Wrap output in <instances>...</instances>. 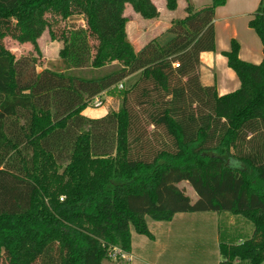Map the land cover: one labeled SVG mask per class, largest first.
I'll return each instance as SVG.
<instances>
[{
    "label": "trees",
    "instance_id": "obj_1",
    "mask_svg": "<svg viewBox=\"0 0 264 264\" xmlns=\"http://www.w3.org/2000/svg\"><path fill=\"white\" fill-rule=\"evenodd\" d=\"M225 2L188 4L166 43L134 51L125 5L155 18L151 0H0V264H108L113 248L130 253L131 229L153 239L146 216L207 211L253 227L220 241L219 264H262L264 0L249 21L263 58L242 60L232 40L222 54L239 87L219 95L198 68L215 50L214 10ZM45 30L62 42L61 71L44 66ZM7 37L32 50L16 53ZM115 90V110L83 113Z\"/></svg>",
    "mask_w": 264,
    "mask_h": 264
},
{
    "label": "rangeland",
    "instance_id": "obj_2",
    "mask_svg": "<svg viewBox=\"0 0 264 264\" xmlns=\"http://www.w3.org/2000/svg\"><path fill=\"white\" fill-rule=\"evenodd\" d=\"M77 18L74 19L77 20ZM37 41L44 66L55 71H61L64 68V63L58 58V51L62 42L51 40L47 30L42 33ZM4 42L7 48L18 54H25L32 50V45L29 42L19 43L10 37H7ZM121 88L118 86V89ZM119 103L120 94L118 90L110 92L102 98L97 97L88 106L87 116H101L103 112L115 110ZM178 186L184 190L186 195H194L193 189L187 182L182 181ZM177 214L182 217H176L172 223L153 220L150 216L145 217L148 230L155 236L153 239L143 234H136L131 229L134 236L133 245L136 257L130 263L133 261L132 264H218V261L221 260L218 245L220 241H223L224 236L234 239L242 238L246 233L244 227L248 224L251 225L244 217H235V215L227 213L216 214L207 211ZM237 217L241 220L236 223ZM226 222L235 226L231 229ZM128 259H130L129 256L126 259H112L108 263L128 264Z\"/></svg>",
    "mask_w": 264,
    "mask_h": 264
},
{
    "label": "crops",
    "instance_id": "obj_3",
    "mask_svg": "<svg viewBox=\"0 0 264 264\" xmlns=\"http://www.w3.org/2000/svg\"><path fill=\"white\" fill-rule=\"evenodd\" d=\"M177 1L178 3L176 9L169 10L166 7L165 0H151V2H153L157 7L159 14L155 18L149 19H143L137 12L134 11L131 4L125 5L123 12V15L127 21L125 24V34L134 51H138L147 42H149V40L154 38L157 39L160 44L166 43L167 40L172 36V34L168 31V28L173 21L184 18L186 14L185 7L188 4L193 6L195 9H200L202 6L211 3L212 0ZM260 1L261 0H226L224 4L219 5L214 10L213 27L215 36V50L203 51L200 53V65L198 72L201 84L203 86H214L219 95L235 91L239 87V80L235 71H233L227 65V59L222 54V51L230 49L232 40H235L237 43H239L238 53L242 60L256 64L261 62L263 58L260 37L249 26V21L257 9ZM109 93L110 92H103L97 97L102 98L104 95H108ZM102 108L104 109V107ZM87 109L88 107L82 110L86 115ZM107 112H103L101 116L105 115ZM193 194V196H188L195 200L197 196L195 193ZM176 217L179 218L182 216H179L177 213H175L174 217L171 221H169V223H172L173 219H176ZM240 220L241 219L238 217L235 219L236 223ZM227 225L231 229L233 226H235L234 224L230 225V223H227ZM244 229L246 233L243 235V237L240 236L242 238L239 239L243 240L244 237L251 236L253 233L252 225L248 224L244 227ZM229 235H231V233H229ZM133 237L134 236L132 234L131 251L128 254L130 257V259H128V264H132L133 261L131 263L130 261L136 257L134 252L135 247L133 245ZM153 237L155 238L154 235ZM220 238L221 237L219 235V239ZM225 238L227 240L230 239V237L224 236V239ZM220 261L221 260L218 261V264Z\"/></svg>",
    "mask_w": 264,
    "mask_h": 264
},
{
    "label": "built area",
    "instance_id": "obj_4",
    "mask_svg": "<svg viewBox=\"0 0 264 264\" xmlns=\"http://www.w3.org/2000/svg\"><path fill=\"white\" fill-rule=\"evenodd\" d=\"M174 66H178V64L174 63ZM119 87H121V84L119 85ZM110 256H111L112 259H118V257L126 259L128 254H126L125 252H122L118 248H113L112 253L110 254Z\"/></svg>",
    "mask_w": 264,
    "mask_h": 264
}]
</instances>
